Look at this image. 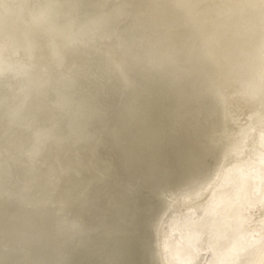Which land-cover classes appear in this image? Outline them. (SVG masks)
Listing matches in <instances>:
<instances>
[{
    "label": "rangeland",
    "instance_id": "obj_1",
    "mask_svg": "<svg viewBox=\"0 0 264 264\" xmlns=\"http://www.w3.org/2000/svg\"><path fill=\"white\" fill-rule=\"evenodd\" d=\"M208 1L209 0H29L28 1V5L26 9L30 8L31 10H34L38 8L33 11L36 14L35 18H32L33 19L32 20L31 18L28 19L24 17L25 22L24 21L23 22L25 23V25L23 23L15 27V30L12 34V36L15 37L14 41L11 44L12 47L10 48L9 51L5 52L4 57L1 59L2 62L0 61V67L3 65V62H5L6 64H10V63L12 64L11 66H9L8 70L0 73V79H1L0 85L2 86L0 87L2 89V91L0 90V97L2 96L4 97V100L2 99L3 97L0 98L2 102V104H0V107L2 109L1 108L0 109L4 112L3 114L5 115L4 116L1 113L2 111L0 110L1 111L0 112V129H1L0 130V149H1L0 171L2 167V162L5 160H7L6 162L8 163L9 167H11L10 170L11 172L6 174V176L3 173L2 175L0 174V187L4 186L5 189L7 188L6 194L4 196L0 195L1 197L0 199L3 200V201L1 200V202H3L4 204L7 203L6 202L7 199L9 205L11 203V199L14 198V195L17 194V192L24 190V188L22 187V189L17 188V191H15V187L18 185L17 183H19L20 179L21 181H23L22 183L26 181L25 169L29 165L28 162L31 161L30 158L34 157V159H32V161L34 160L33 164L36 163L38 167L37 176H35L36 177L35 179L37 181H40L41 184L43 183L44 187L45 188L47 187L46 190L48 189L47 191L50 194L46 196L44 205L48 206V208L52 210V212L54 213V214L51 213L52 216L56 217L57 219L56 218L55 219L62 226L63 225L66 226L67 224H70L72 220H74L72 221L74 222L73 226L76 225V227H73V230H71L72 228L71 229L67 228L69 231L71 230L73 232L70 231V233L66 232L65 234L67 238H70L71 236L75 239L74 241L73 238H70L72 239L69 240L71 243L68 241L66 247L67 249L65 251L66 253H68L69 251L73 252L72 253L73 255L70 256L71 258L73 257L72 259L69 258L68 256V259H70L71 261L68 264L70 263L81 264L82 262H83L82 264H148V259L150 263L155 264L156 254L154 251L155 248L154 235L157 224L160 222L161 217L163 218L164 217L163 215H165L166 211L168 212V210L170 209H181L184 204L183 203L184 201H182V199L186 200L188 192L190 191L193 192L194 190H196V181L198 180V178L200 179V177L204 176V174L207 175L208 173L207 170L209 168H211V170H216L218 163H220L222 161V158L223 157L225 158V155H227L226 152L223 150L224 148L221 147L223 146L224 141L220 142V137H219L220 135L217 134L216 130L211 128L207 123L206 110L210 103V100L215 98L216 94H222L225 91L223 90V88L226 87L225 83L222 85L215 84L214 79L216 75L213 76L212 74L216 73V68L214 69L213 66H211L212 67L211 68L210 65L211 64L214 65L213 63L219 60H225L224 56H226L227 58L226 52H229L230 54H233V56H232V61L226 64L227 69H229V71L226 69L225 73L229 74L230 77L235 76L237 74L236 73L237 70L234 69L237 67L236 64L243 63V65H245L243 66L244 68L246 66H249L246 67V69H242L244 70L243 76L247 78V80H251L253 86L255 85V87H259V86L264 87V73L262 75L257 71L259 69L258 67L259 65L257 64H259L260 61L261 64H264V54H263L264 48H262L264 47L263 46L264 36L261 35L259 38H257L258 35L254 36L253 37V39H255L254 41L253 39H251L252 36L243 34V32L239 31L240 29L239 30L237 29L239 25L242 27V25L245 26L244 24L247 23V16L244 15L243 12L241 13H243V15L246 17L245 21L243 19L244 18L243 15H242L243 17L241 16V18H239L240 16L238 17V21H237V17L233 16L231 17L229 23L227 24L228 26H226V29L225 30L222 29L221 33L220 30L217 31L218 34L216 32L212 33L211 31H203L202 28H200V26L196 22L195 17L198 14H200V12L207 13L208 11L211 10V5H209ZM215 1L217 3L219 1L218 4L223 9H228L231 6H233V4L240 6V4L242 3L239 0H215ZM239 19L240 20L242 19L243 21L242 20L240 21ZM231 22L234 24H232ZM235 23H238V25ZM31 24L33 25L31 26ZM229 26L230 28H227ZM48 27L51 28L52 31ZM232 27H234V29H232ZM42 29L44 31H42ZM186 29H188V32L189 31L192 32L187 33ZM236 29L237 31L235 34ZM238 31L240 34L238 33ZM41 32L43 34H40ZM47 33L50 35H48ZM56 33L59 37H57ZM224 34H228L227 35L228 37ZM242 35L243 37H241ZM31 36H34L35 38ZM60 36H63L62 38L65 39H62ZM64 36H67L68 38ZM224 36L227 37L228 39L225 38ZM247 36L248 38L250 37L249 38L250 41L247 39ZM30 37L34 38V40L30 39ZM213 37L220 39H218L217 41V39L215 40V38ZM229 37L230 39H232L233 37V41L230 40ZM236 37H239L238 39L240 41H237L238 39H236ZM53 38H55L58 41H56ZM212 39H214L215 42ZM244 41L247 42V46L250 44V46H248L250 48L248 49L246 48L247 50L245 48L243 49V47H247ZM237 42L238 43L242 42L241 43L242 45L244 43V46H241V44L239 45ZM251 42H253V44ZM258 42L261 44L260 45L261 47L260 46L258 47L259 44ZM229 43L232 44L230 45ZM234 44L235 45L237 44V47L241 46L242 48L241 47L238 48H241L242 50L239 49V51L241 50L239 52L238 48L234 46ZM226 45H228L230 48L232 47L235 48V49L232 48L234 50L230 49L232 53L228 50L229 47ZM251 45L255 46V48L254 47L251 48ZM59 46H61V48ZM66 46H69L71 48V51H69L70 48ZM256 46L260 49L257 50L258 52L255 51L257 49ZM50 48L52 49V51L50 50ZM220 50H222L221 53H219ZM261 50L263 53H261ZM33 51L36 53H33ZM234 51H236L237 54L233 53ZM243 51L245 53L248 51H253L254 53L248 52L246 53V55L249 53L250 54L246 56L245 53H243ZM222 53L223 55H221ZM240 53L242 56L240 55ZM259 53H261V55ZM230 54L228 55V57L229 56L231 57ZM20 55L21 57L22 55L24 57L21 58ZM244 55L248 59L245 58ZM215 56L216 57L218 56L217 57L218 59ZM222 56L224 57V59H219L220 57L223 58ZM236 58L239 60H237ZM213 60H215V62ZM255 61L257 62L255 63ZM234 62L236 63L235 65ZM229 63L231 66L228 65ZM247 63L248 65H246ZM204 64L207 65L204 66ZM39 66L41 67L42 72L40 71ZM232 69H234L235 72ZM230 70L232 71L230 72ZM254 71L257 72L256 75ZM32 72H34L35 74L37 72L38 73L35 75ZM43 72L46 74H44ZM47 72H49L48 74L50 75H48ZM251 72H253L254 75L253 73L251 74ZM12 73L14 74V76L12 75ZM15 73L19 77L15 75ZM9 74L12 76H8ZM51 75H53V77ZM57 76L60 78L58 79L59 81L55 80L58 78ZM209 76H211L213 79V80L210 79V81L214 88L209 87V82H210L208 81ZM3 78L4 80L2 81ZM253 79H255L256 81H254ZM6 81L7 82L9 81L8 82L9 84L5 83V85H3L4 82ZM258 82H259V86H256ZM114 85H116L117 87L116 86L114 87ZM219 85H221L222 88ZM31 86H33V88H31ZM74 87L76 88L74 89ZM24 88H26V93ZM13 89L16 90V92L12 91ZM60 90L62 92H60ZM64 90L65 91L68 90L67 93L63 94V92H65ZM11 92L13 96L7 95L8 93L11 94ZM27 92H29V94ZM36 92H39L41 96L39 93L36 94ZM110 92L113 93L111 94ZM74 93H77V95H74ZM81 93L83 94V96ZM17 94H19V96ZM54 94L56 95L54 96ZM66 94H68L69 96L68 95L64 96ZM78 94L80 97L78 96ZM32 95H36L40 99H38L35 96L33 97ZM60 95L61 96L63 95L64 97H60ZM71 95H74L75 97L78 96L77 99H81V100L78 101L76 98H73V96ZM24 96H26L27 98ZM23 97L24 99L26 98L27 100L25 99L24 101V99H21ZM31 97L33 98L31 99ZM67 97L70 98L68 101H67L68 99ZM35 98L37 99V102L36 101L34 102ZM62 98L63 100H61ZM16 99L21 102H17ZM88 99H90L92 103ZM42 100L45 101L43 102L45 104L40 103L42 102ZM58 100H61L62 102L61 101L59 102ZM6 101L7 102L9 101L10 103L9 102L7 103ZM28 101L29 104L27 105ZM57 101L60 105L57 104ZM75 101L80 103V105ZM13 102L15 104H18L16 105V107L17 106L18 107L17 108L15 107L14 112H13L14 110L13 107L15 106V104H12ZM51 102L54 103L52 104ZM67 102L71 106L67 105ZM19 103L22 104L24 103V106L23 107L22 105L20 106ZM76 103L77 105H75ZM81 103L85 107L86 105H88V107H92L90 109L95 112H91L90 109L87 107L86 108L88 111L85 110L86 108L82 107ZM120 103H122V105ZM34 104L35 105L39 104L41 107H39V105L36 107ZM55 104L59 107H57ZM92 104L96 107L94 108ZM7 105L10 107H8ZM4 106L8 109H6ZM60 106H62L61 109ZM67 106H69L70 108L69 107L65 108ZM63 107L65 109H63ZM110 107L112 108L110 109ZM10 108H13V110H10ZM97 108L98 109L101 108V109L99 111H96L98 110ZM5 111H7L6 113H9L10 115L7 114L8 115L7 116ZM92 113L93 115L96 116V119H94L95 116H93ZM105 113H107L106 115L108 117L105 116ZM1 114L3 116H1ZM79 114H83V116ZM99 115L100 116L103 115V116L100 117ZM115 115L117 116L115 117ZM249 115L250 114L245 112H239L238 114H235L233 116V121L230 124L232 130H238L242 125H245L248 119L250 118ZM82 117L84 120L82 119ZM87 117L88 119H86ZM89 117H91L90 119H93L95 121V122L93 121L94 124L91 122L92 120H90ZM113 117H115V120L118 117L116 120V121L119 120L118 124L116 121L114 122V119H112ZM108 118L110 119V122ZM81 119L83 120V122ZM100 120L102 123L100 122ZM86 122H88L87 127H86L87 125ZM113 122L114 125L112 124ZM83 123L85 125H83ZM99 123H101V125L104 124L102 126L103 128L101 127V125H99ZM107 123L108 125H106ZM76 124L77 127L75 129ZM95 124L96 127H98V129L95 127ZM109 124L112 125L109 126ZM92 125H94V133L93 130H90L93 129ZM116 125L119 128L116 127ZM119 125H121V127ZM112 126L113 129L115 128V130L110 129V127ZM83 128L85 129L89 128V129L84 130ZM101 128L103 129V131L105 128L110 129L112 132L106 129V131L110 132L109 133L110 135L111 133L114 132L113 138L112 137L109 138L108 132L106 133L107 137L106 134L104 136ZM117 128L119 129L118 131H116ZM120 130L123 133V135L120 132ZM81 131L83 134L81 133ZM106 131H104V133ZM62 132L64 133L68 132L65 137L63 138L61 137L62 139H64V141H59L64 145V148L59 146L56 149L57 151H53V149L49 147L51 145L47 144L46 147L44 146L45 150L44 148H42L41 150V154L43 155L37 154L38 157L34 156L32 153L31 154L33 156L28 155L29 154V151L27 152L29 146L28 141H31L32 137L38 136L37 138L39 139L54 137L55 139L57 138L56 136L60 135V133ZM88 132L93 133L97 136L98 133H100V135L98 136V139L95 138L93 140L88 141V139L86 138V136L89 135ZM115 132L117 133V135H115L116 134ZM78 133L81 136L78 135ZM84 133L86 134V136ZM212 133H214L216 137L212 135ZM102 136L105 138L103 139ZM100 137L102 139V142L99 139ZM212 137L216 139V140L214 139L215 142L212 140L213 139ZM107 138L110 139L111 143L109 142V139L108 141L106 140ZM70 139L72 143L69 141ZM114 139L116 141H114ZM81 140L83 141L80 143L79 141ZM65 142L67 145H65ZM103 143L104 144L106 143L108 145L107 146L105 144L107 149ZM213 143L214 144L218 143L217 144L218 146L213 145ZM70 145L73 146V148H71ZM212 145L215 147L217 146L216 149L215 147L213 148ZM109 147H111L112 150H110ZM219 147H221L220 152H219ZM103 149H105L106 152L107 150L109 151L110 154L107 152L109 156L106 154L105 151H102ZM110 151L111 152L114 151V153L112 152L111 155ZM43 152L46 153L44 154ZM51 152L52 154L53 153L54 154L51 155ZM211 152H216L218 156L214 153L212 154ZM45 155L47 157L48 162L45 159L46 158ZM47 155L51 157H48ZM187 155L189 156V159L187 158L184 159V157H187ZM214 155L217 160L214 159ZM40 156H42L43 158L45 157L44 158L45 161L42 162V160H44L42 157L40 161L39 158ZM53 159L54 161L51 162ZM210 160H212V162H210ZM22 162H24L23 164L26 163L27 166L26 164L23 165ZM43 163H45V165L48 163L46 165V167L48 168H46ZM206 163L208 164L206 165ZM54 164H56L58 168L56 166H53ZM22 166L23 168L25 167V169H23ZM39 166H41V168ZM191 166H194L193 171L195 176H192L190 174L192 172V168H190ZM42 167L45 169H43ZM54 168L55 171L53 170ZM42 169L45 170V172H43ZM47 169H49V171H47ZM65 169L66 170L69 169L68 171L70 172L68 173V171H66L67 174L64 173ZM58 170L61 172H57ZM39 171H41L42 174L44 173L43 178H39L40 175L42 177V174ZM16 174L17 176L19 174L21 175L18 176L19 180H17L18 178L16 177ZM47 174H51V177H49L50 175ZM46 175L48 177L47 179H44L46 178ZM61 175L63 176L62 179H61ZM68 176L69 177L72 176V177L69 178ZM57 177L60 180H58ZM63 178L65 179L66 183L63 181ZM68 179L71 180L68 181ZM74 179L76 181H74ZM45 180L46 181L49 180L47 181L49 184L45 182ZM71 181L73 182V184L75 183V185L71 186L72 185ZM78 182L81 183L79 184ZM51 183L54 184L51 186ZM77 185L79 187L80 185H82L79 190ZM59 186L61 188H59ZM67 186H68V190H67ZM73 187H75L76 189L74 190ZM52 188L55 190L57 189V191L53 190ZM114 188L116 189V191H114L115 190ZM120 188L122 189V191H120L121 190ZM27 189L28 188H26L25 190ZM59 189L60 191H58ZM9 191L11 192L13 191V193ZM65 191L66 194L70 193L69 194L70 196H68V194L67 196L69 198H72L73 200L72 199L70 200L66 197ZM54 192L57 194L54 195L55 194ZM60 192L61 193L64 192L65 195L61 194ZM73 192L74 193L77 192V193L74 194ZM113 192L114 195L115 194L117 195V196L115 195L116 197L113 195ZM7 193H11L12 196ZM120 193H123L124 197ZM60 194L63 197L59 199ZM53 195L56 197L53 198L54 197ZM184 195H186L185 198L183 197ZM73 196L75 198L77 197L79 200L74 199ZM180 196H182L183 198ZM114 197L116 198V201ZM178 197L180 199H178ZM53 199H56L55 200L56 202H54ZM62 199L64 200V203L61 202ZM66 199L70 202H67ZM175 200H177L178 202ZM59 201H60V205L58 203ZM66 202L69 203V205ZM55 203H57L58 205ZM75 205L79 208H77ZM81 205H83V207H81ZM168 205L171 208H169ZM80 207L82 208L81 211L79 210ZM2 209H0L1 210L0 227L6 225L8 227V224L13 223L12 225H9L10 227L9 230L11 229L15 231V229H17L19 226L18 223H16L15 218H13L14 220L11 219L12 221L8 219L9 218L8 212L10 211L9 209L6 210L5 208L3 210ZM255 209L256 208H253L251 212L253 217L258 216L260 212L262 213L260 209L257 208L256 211ZM118 210L120 213H118ZM15 212L17 213L18 211ZM115 214L118 215L120 218ZM62 219L64 220V222ZM122 220H124V222ZM11 226L12 227L14 226L13 227L14 229L11 228ZM77 226L79 228V231ZM117 228L120 230V232ZM81 229H83L82 232ZM75 231L77 232L75 233ZM78 232L79 235L77 234ZM80 232L83 234L80 235ZM0 234L2 235L3 232H0ZM1 235H0L1 237L0 243H3L4 241L10 239V238H6L5 234H3L2 236ZM2 237L6 239L4 240L2 239ZM99 241L105 244L100 243L101 246L97 248L96 246H99L98 243ZM86 242L89 244L87 245ZM92 242L95 244H93ZM13 243L14 242L10 243V245H13ZM82 243H84L83 246L81 245ZM91 244L94 247H92ZM10 245L8 246L9 248L7 249H5L6 247L4 246L0 247V264H4V263L17 264L18 260L20 261V259H23L21 258V256L20 257L18 256L19 254L16 251H14V249L16 248ZM85 246H87V248ZM2 248H3L2 250L3 252L1 251ZM68 248L70 249L68 250ZM95 248H97L99 251ZM31 251L34 253L33 250ZM83 251L87 254H85ZM14 252H16L17 254ZM81 252L85 255L83 256ZM89 252L92 256L88 255ZM12 253L16 255H13ZM7 254L9 257H7ZM63 256L61 258H63ZM86 256L87 258L89 257L88 258L89 260H87ZM80 257L86 259L83 260ZM9 258L13 260H9ZM108 258L111 261L108 260ZM15 259L18 260L15 261ZM5 260L10 263L5 262ZM19 261L18 264H21L20 262L22 261L20 262Z\"/></svg>",
    "mask_w": 264,
    "mask_h": 264
},
{
    "label": "bare ground",
    "instance_id": "obj_2",
    "mask_svg": "<svg viewBox=\"0 0 264 264\" xmlns=\"http://www.w3.org/2000/svg\"><path fill=\"white\" fill-rule=\"evenodd\" d=\"M28 1L29 0H0V61L2 62V58L4 57L5 55V52L9 51L10 48L12 47V42L14 41V36H12L14 30H15V27L19 26L20 24H23L25 22L24 20V17L25 18H35V12H33L34 10L38 9H34V10H31L30 8L26 9L27 8V5H28ZM241 1L242 3L240 4V6L238 5H235L233 4V6H231L230 8L228 9H223L222 7L219 6V1L218 3L215 1V0H209L208 3L209 5H211V10L208 11L207 13H203V12H200V14H198L196 17H195V20L196 22L198 23V25L200 26V28H202L203 31H211L212 33L216 32L218 34L217 31L220 30V33H221V30H225L226 29V26H228L227 24L229 23L231 17L235 16L237 17V21H238V17L241 18V16L243 15H246L247 16V23L244 24L245 26H243L242 24V27L239 25V27H237L238 23H235L237 24L236 27L239 31L243 32V34H246L248 36H252L251 39H253L254 36H257V38H259L261 35L264 36V0H239ZM49 4H52V3H49ZM31 5V4H30ZM55 9V8H53ZM45 10V9H44ZM38 11V10H37ZM46 11V10H45ZM243 12V13H241ZM46 14V12H45ZM243 15V16H244ZM242 16V17H243ZM234 17V18H235ZM50 18V17H49ZM233 18V19H234ZM244 21L246 20V17L244 16ZM33 20V19H32ZM45 20V19H43ZM240 20V19H239ZM242 20V19H241ZM240 20V21H241ZM24 21V22H23ZM28 21V20H27ZM233 21V20H232ZM243 21V20H242ZM31 22V21H30ZM236 22V21H234ZM28 23V22H27ZM33 23V22H32ZM232 23V22H231ZM34 24V23H33ZM31 24V26L33 25ZM35 24H38V23H35ZM234 24V23H232ZM25 25V23H24ZM30 25V24H29ZM42 25V24H41ZM40 25V26H41ZM23 26V25H22ZM231 26V24H230ZM227 27V28H230ZM38 27V26H37ZM42 27V26H41ZM19 28V27H18ZM35 28V27H34ZM49 28V27H48ZM51 29V28H49ZM232 29H234V27H232ZM231 29V30H232ZM237 29L235 30V34H236V31ZM19 30V29H18ZM47 30V29H46ZM45 30V31H46ZM187 30V33L189 32H192V31H189L188 32V29ZM42 31H44L42 29ZM52 31V29H51ZM228 31V30H227ZM226 31V32H227ZM238 31V33H239ZM28 32V31H27ZM47 32V31H46ZM45 32V33H46ZM225 32V31H224ZM234 32V30H233ZM19 33V32H18ZM50 33V32H49ZM186 33V34H187ZM219 33V35H220ZM223 33V31H222ZM230 33V32H229ZM40 34H43L42 32ZM48 34V33H47ZM46 34V35H47ZM51 34V33H50ZM48 34V35H50ZM59 34V33H58ZM207 34V33H206ZM240 34V33H239ZM36 35V34H35ZM57 35V33H56ZM223 35V34H222ZM221 35V36H222ZM224 35H228V34H224ZM231 35V34H229ZM16 36V35H15ZM42 36V35H41ZM40 36V37H41ZM213 36V35H212ZM240 36V35H238ZM247 36V39L250 41V37L248 38ZM31 37H34V36H31ZM30 39H33L34 38H31ZM39 37V38H40ZM49 37V36H48ZM57 37H59L57 35ZM56 37V38H57ZM61 38L63 36H60ZM66 38H68L67 36H64ZM72 37V36H71ZM218 37V36H217ZM220 37V36H219ZM225 37V36H224ZM228 37V36H227ZM225 37V38H227ZM243 37V35L241 36ZM240 37V38H241ZM28 38V37H27ZM60 38V39H61ZM212 38V37H211ZM215 38V37H213ZM239 37H236V39H238ZM37 39V38H36ZM42 39V38H41ZM55 39V38H53ZM62 39H65V38H62ZM75 39V38H74ZM73 39V40H74ZM209 39V38H208ZM217 38H215L216 40ZM220 39V38H218ZM217 39V41H218ZM228 39V38H227ZM230 39V37H229ZM234 39H235V36H234ZM19 40V39H18ZM56 40V39H55ZM214 41V39H212ZM233 41V37L232 39H230ZM255 41V39H253ZM252 40V41H253ZM262 40V39H261ZM17 41V40H16ZM15 41V43H16ZM44 41V40H43ZM46 41V40H45ZM58 41V40H56ZM61 41V40H60ZM64 41V40H63ZM68 41V40H67ZM216 41V43H217ZM226 41V40H225ZM224 41V42H225ZM235 41V40H234ZM237 41H240L239 39ZM242 41V39H241ZM247 41V40H246ZM244 41V43H246L245 45L247 46V42ZM260 41V40H258ZM20 42V41H19ZM24 42V41H23ZM27 42V41H26ZM29 42V40H28ZM27 42V43H28ZM36 42V41H35ZM62 42V41H61ZM73 42V41H72ZM215 42V41H214ZM223 42V43H224ZM229 42V40H228ZM227 42V43H228ZM262 42V41H260ZM264 42V41H263ZM31 43V42H30ZM58 43V42H57ZM60 43V42H59ZM65 43V42H64ZM208 43V42H207ZM206 43V44H207ZM220 43V42H219ZM222 43V44H223ZM238 43V42H237ZM242 42L238 43L239 45L241 44ZM244 43L243 45L241 44V46H244ZM253 44V42H251ZM255 43V42H254ZM257 43V42H256ZM259 43V42H258ZM36 44V43H35ZM70 44V43H69ZM205 44V45H206ZM230 44V43H229ZM232 44V43H231ZM230 44V45H231ZM263 44V43H262ZM26 45V44H25ZM28 45V44H27ZM31 45V44H30ZM37 45V44H36ZM56 45V44H55ZM257 45V44H256ZM261 44L259 43L258 44V47L260 46ZM14 46V45H13ZM54 46V45H53ZM62 46V44H61ZM61 46H59L61 48ZM180 46V45H179ZM209 46V45H208ZM228 46V45H226ZM234 46L237 47V44ZM241 46H238V47H241ZM250 46V44L248 45ZM243 47V49L245 48H250V47ZM264 46V44H263ZM30 47V46H29ZM51 47V45H50ZM58 47V46H57ZM64 47V45H63ZM66 47H69V46H66ZM224 47V46H223ZM229 47V46H228ZM237 47V48H238ZM255 48V46H252L251 45V48ZM257 47V46H256ZM257 47V49H253L255 51H257L259 48ZM261 47V46H260ZM56 48V47H54ZM70 48V47H69ZM207 48V47H206ZM234 48V47H232ZM229 47V51L231 52L230 49H232ZM242 48V47H241ZM241 48H238V51L239 49ZM264 48V47H262ZM261 48V49H262ZM28 49V48H27ZM32 49V48H31ZM235 49V48H234ZM232 49V50H234ZM246 49V50H247ZM35 50V49H34ZM47 50V49H46ZM49 50V49H48ZM50 50L52 51V49L50 48ZM60 50V49H59ZM73 50V49H72ZM223 50V49H222ZM219 53H221V51ZM237 50V49H236ZM242 50V49H241ZM240 50V51H241ZM251 50V49H250ZM260 50V49H259ZM263 50V49H262ZM261 50V53H263ZM25 51V49H24ZM22 51V52H24ZM30 51V49H29ZM38 51V50H37ZM45 51V49H44ZM65 51V49H64ZM71 51V48L70 50ZM239 51V52H240ZM48 52V51H47ZM46 52V53H47ZM225 52V51H224ZM248 52H251V53H254L253 51H248ZM246 52V53H248ZM258 52V51H257ZM260 52V51H259ZM33 53H36L33 51ZM227 53V54H226ZM225 54L227 55V58L226 56L225 57V60H219L217 62H215V60H213L215 63H213L214 65H210L214 67V69L216 68V73L214 74L213 73V70H212V75H216L215 76V79H214V82L215 84H226L223 88V90H225L222 94H216L215 98L211 99L210 100V103L207 107V110H206V113H207V123L208 125L213 128L214 130H216L217 134H219L220 136V142L224 141L223 142V147L224 151L226 152L227 155H225V158L223 157L222 158V161L220 163H218L217 167H216V170H211V168H209L207 170V175L204 174V176L200 177V179L198 178V180L196 181V190H194L193 192H188V195L186 197V200L182 199V201H184L183 203V207L181 209H170L168 210L169 208V205H168V212L166 211L165 215H163L164 217L162 218L161 217V220L160 222L157 224V227H156V231H155V241H154V244H155V248H154V251H155V254H156V258H155V264H264V87L262 89L261 86H259V82L256 86H259V87H255V85L253 86V83L251 82V80H247V78H245L243 76V72L244 70L242 69H246V67H249V66H246L245 68L243 66V63L241 64H236L234 62V65L236 64L237 67L234 68L236 69V75L235 76H232L230 77L229 74L225 73V70L227 69V66L226 64L230 61H232V56L233 54H230L229 52H226ZM231 55V57L228 55L229 54ZM232 53V52H231ZM233 53L237 54L236 51H234ZM243 53H245L243 51ZM245 53V55H246ZM261 53H259L261 55ZM53 54V52H52ZM224 54V55H225ZM234 54V55H235ZM250 54V53H249ZM247 54V55H249ZM256 54V53H255ZM264 54V53H263ZM25 55V54H24ZM51 55V54H50ZM219 55V54H218ZM223 55V53L221 54ZM241 55V53H240ZM244 55V56H245ZM246 55V56H247ZM259 55V56H260ZM40 56H41V53H40ZM39 56V57H40ZM43 56V55H42ZM46 56V55H45ZM68 56V55H67ZM75 56V55H74ZM77 56V55H76ZM242 56V55H241ZM240 56V57H241ZM245 56V58H247ZM255 56V55H254ZM253 56V58H254ZM21 57V55H20ZM22 57H24L22 55ZM21 57V58H22ZM50 57V56H48ZM216 57V56H215ZM218 57V56H217ZM216 57V58H217ZM223 57V56H222ZM223 58H219V59H224ZM237 57V56H236ZM252 57V56H251ZM261 57V56H260ZM41 58V57H40ZM76 58V57H74ZM214 58V59H216ZM235 58V56H234ZM242 58V57H241ZM244 58V57H243ZM43 59V58H42ZM78 59V58H76ZM218 59V58H217ZM237 59V58H236ZM248 59V58H247ZM252 59V58H251ZM258 59V58H257ZM262 59V58H260ZM40 60V59H38ZM66 60V59H65ZM235 60V59H234ZM239 60V59H237ZM243 60V59H242ZM73 61V60H72ZM248 61V60H246ZM254 61V60H253ZM258 61V60H257ZM255 61V63L257 62ZM41 62V61H40ZM243 62V61H241ZM261 62V61H260ZM259 62V69L257 70L258 73L262 74L264 73V64H261ZM232 63V62H231ZM40 64V63H38ZM245 64V63H244ZM250 64V63H249ZM12 64H6L5 62H3V65L0 67V73L6 71L9 69V66H11ZM207 64H204V66H206ZM216 65V66H215ZM229 66L230 63L228 64ZM248 65V63L246 64ZM253 65V64H252ZM37 66V65H36ZM43 66V65H42ZM226 66V68H225ZM228 66V67H229ZM254 66V65H253ZM252 66V67H253ZM40 67V66H39ZM212 68V67H211ZM210 68V69H211ZM230 68H233V67H230ZM257 68V67H256ZM38 69V68H37ZM40 71H41V67L39 68ZM234 69H232L234 71ZM250 69V68H249ZM36 70V69H35ZM229 71V69H227ZM230 70V72L232 71ZM254 70V69H253ZM17 71V70H16ZM215 71V70H214ZM227 71V72H228ZM249 71V70H248ZM256 71V69H255ZM254 71V72H255ZM42 72V71H41ZM229 72V73H230ZM235 72V71H234ZM233 72V73H234ZM246 72V71H245ZM17 73V72H16ZM15 73V75H17ZM34 73V72H32ZM38 73V72H37ZM36 73V74H37ZM44 73V72H43ZM49 72H47L48 74ZM253 72H251L252 74ZM257 72H255V75H256ZM35 74V73H34ZM35 74V75H36ZM46 74V73H44ZM247 74V73H246ZM12 75L14 76V74L12 73ZM12 75H8V76H12ZM22 75V74H21ZM31 75V73H30ZM50 75V74H48ZM47 75V76H48ZM233 75V74H231ZM249 75V74H248ZM254 75V73H253ZM7 76V78H8ZM18 76V75H17ZM23 76V75H22ZM53 77V75H51ZM50 76V77H51ZM252 76V75H251ZM19 77V76H18ZM44 77V76H43ZM58 77V76H57ZM5 78V79H7ZM30 78V77H29ZM47 78V77H46ZM49 78V77H48ZM102 78V77H101ZM263 78V77H262ZM16 79V78H14ZM21 79V77H20ZM26 79V78H25ZM36 79V78H35ZM34 79V80H35ZM60 79L59 77L55 80H58ZM103 79V78H102ZM210 79H212L211 76H209L208 78V81H210ZM251 79V78H250ZM257 79V78H256ZM261 79V77H260ZM1 80V79H0ZM4 80V78L2 79V81ZM27 80V79H26ZM33 80V78H32ZM62 80V79H61ZM78 80V79H77ZM213 80V79H212ZM254 81H256L255 79H253ZM17 81V80H16ZM39 81V80H38ZM43 81V80H42ZM59 81V80H58ZM63 81V80H62ZM79 81V80H78ZM9 82V81H8ZM7 81L4 82L3 85H5V83L9 84ZM65 82V81H64ZM81 82V81H80ZM213 82V81H212ZM33 83V81H32ZM53 83V82H52ZM67 83V82H66ZM66 83H65V86H66ZM252 83V84H251ZM2 84V83H1ZM28 84V83H27ZM31 84V83H30ZM37 84V83H36ZM55 84V83H54ZM53 84V85H54ZM109 84V83H108ZM56 85V84H55ZM72 85V84H71ZM99 85V84H98ZM118 85V84H116ZM114 85V87L116 86ZM219 85V86H221ZM44 86V85H43ZM59 86V85H58ZM64 86V85H62ZM70 86V85H69ZM68 86V87H69ZM92 86V85H91ZM97 86V85H96ZM101 86V85H100ZM111 86V85H110ZM0 87H2L0 85ZM22 87V85H21ZM20 87V89H21ZM27 87V86H26ZM42 87V86H41ZM85 87V86H83ZM117 87V86H116ZM209 87L210 88H214L211 84V81L209 82ZM16 88V87H15ZM14 88V89H15ZM18 88V86H17ZM16 88V89H17ZM29 88V86H28ZM31 88H33V86H31ZM59 88V87H58ZM61 88V87H60ZM73 88V87H72ZM76 87H74L75 89ZM91 88V87H90ZM209 88V89H210ZM220 88V87H218ZM217 88V89H218ZM222 88V86H221ZM12 90V91H15L16 90ZM23 89V88H22ZM38 89V87H37ZM46 89V88H45ZM51 89V87H50ZM54 89V88H52ZM0 90L2 91V89L0 88ZM25 90V93H26V88H24ZM32 90V89H31ZM42 90V89H41ZM47 90V89H46ZM57 90V89H56ZM59 90V89H58ZM73 90V89H72ZM72 90H71V93H72ZM144 90V89H143ZM65 91V90H64ZM68 91V90H67ZM67 91L63 92V94L67 93ZM77 91V89H76ZM102 91V90H101ZM108 91V90H107ZM221 91V90H220ZM14 92V93H15ZM19 92H22V91H19ZM30 92V91H29ZM29 92H27L29 94ZM34 92V91H32ZM49 92V91H48ZM59 92V91H58ZM60 92H62L60 90ZM59 92V93H60ZM86 92V91H85ZM116 92V91H115ZM219 92V91H217ZM10 93V92H9ZM7 94V95H12V92L11 94ZM18 93V92H17ZM39 93V92H36V94ZM53 93V92H52ZM55 93V92H54ZM69 93V92H68ZM70 93V94H71ZM104 93V92H103ZM106 93V92H105ZM111 93V92H110ZM113 93V92H112ZM111 93V94H112ZM117 93V92H116ZM2 94V93H1ZM5 94V95H6ZM32 94V93H31ZM35 94V93H34ZM40 94V93H39ZM82 94V93H81ZM19 96V94H17ZM43 95V94H42ZM49 95V94H48ZM56 94H54L55 96ZM68 94L64 95V96H67ZM74 95H77V93H74ZM74 95H71L73 96V98H76ZM94 95V94H93ZM117 95V94H116ZM132 95V93H131ZM134 95V94H133ZM33 97H37L36 95H32ZM41 96V94H40ZM44 96V95H43ZM47 96V94H46ZM63 95L60 97H64ZM69 96V95H68ZM83 96V94H82ZM81 96V97H82ZM87 96V95H86ZM106 96V95H105ZM137 96V94H136ZM144 96V95H143ZM3 97V96H2ZM0 97V98H2ZM10 97V96H9ZM22 97V96H21ZM26 97V96H24ZM21 98V99H24ZM30 97V96H29ZM31 97V99L33 98ZM49 97V96H48ZM47 97V98H48ZM51 97V96H50ZM59 97V99H60ZM80 97V96H79ZM92 97V96H91ZM90 97V98H91ZM133 97V96H132ZM8 98V97H7ZM11 98V97H10ZM16 98V97H15ZM27 98V97H26ZM25 98V99H26ZM38 99H40L39 97H37ZM55 98V97H54ZM68 98V99H67ZM67 101L70 99L69 97H67ZM84 98V97H83ZM107 98V97H106ZM4 100V97L2 98ZM19 99V98H18ZM20 99V100H21ZM24 99V101H25ZM30 99V100H31ZM36 99V98H35ZM34 99V102L36 101L37 102V99L35 100ZM43 99V98H42ZM2 100V101H3ZM8 100V99H6ZM14 100V99H13ZM17 100V99H16ZM27 100V99H26ZM44 100V99H43ZM40 102L42 104H45L43 101ZM46 100V99H45ZM54 100V99H53ZM52 100V101H53ZM63 100V98L61 99ZM61 100H58L59 102ZM78 101H80L81 99H77ZM90 101V99H88ZM106 100V99H105ZM130 100V99H129ZM128 100V101H129ZM10 101V100H9ZM8 101V102H9ZM57 101V104H59ZM73 101V100H72ZM85 101V99H84ZM83 101V102H84ZM7 102V101H6ZM7 102V103H8ZM17 102H21V101H18ZM31 102V101H30ZM38 102V103H39ZM47 102V101H46ZM56 102V101H54ZM54 102H51L52 104ZM62 102V101H61ZM77 102V101H75ZM74 102V103H75ZM82 102V103H83ZM91 102V101H90ZM105 102V101H104ZM125 102V101H124ZM132 102V101H131ZM130 102V103H131ZM10 103V102H9ZM71 103V102H70ZM73 103V104H74ZM78 103V102H77ZM77 103L75 105H77ZM81 103V106L84 107V108H92V107H88V105L83 106ZM89 103V102H88ZM92 103V102H91ZM90 103V104H91ZM100 103V102H99ZM108 103V102H107ZM118 103V101H117ZM0 104H2L1 100H0ZM5 104V103H4ZM12 104H15L14 102ZM20 106L22 105V107L24 106V103H19ZM29 104V101L27 103V105ZM37 104V103H36ZM65 104V103H64ZM63 104V105H64ZM80 105V103H78ZM84 104H87V103H84ZM89 104V105H90ZM113 104V103H112ZM122 105V103H120ZM10 105V104H9ZM16 105L18 104H15V106L13 108H10V110H13V112L15 111V107ZM26 105V106H27ZM32 105V104H31ZM35 105V104H34ZM39 105V104H38ZM38 105H35L36 107ZM47 105V104H46ZM56 105V104H55ZM60 105V104H59ZM67 105L68 102H67ZM78 105V106H79ZM93 105V104H92ZM98 105V104H97ZM106 105V104H105ZM104 105V106H105ZM118 105V104H117ZM125 105V104H124ZM3 106V105H2ZM8 106V105H7ZM19 106V107H20ZM25 106V107H26ZM44 106V105H43ZM57 106V105H56ZM65 106V105H64ZM71 106V105H69ZM69 106L65 107V108H68ZM74 106V105H73ZM94 106V105H93ZM5 107V106H4ZM10 107V106H8ZM18 107V106H17ZM16 107V108H17ZM39 107H41L39 105ZM45 107V106H44ZM53 107V105H52ZM59 107V106H57ZM62 106H60V109H61ZM77 107V106H75ZM96 106H94L95 108ZM116 107V106H115ZM119 107V106H118ZM1 108V107H0ZM6 108V107H5ZM21 108V107H20ZM63 107V109H65ZM70 108V107H69ZM73 108V107H71ZM79 108V107H78ZM87 108L85 110H87ZM93 108V109H94ZM112 107H110L111 109ZM134 108V107H133ZM142 108V107H140ZM2 109V108H1ZM0 109V110H1ZM4 109V108H3ZM8 109V108H6ZM24 109V108H23ZM29 109V108H28ZM34 109V108H33ZM48 109V107H47ZM57 109V108H56ZM75 109V108H74ZM73 109V110H74ZM81 109V108H80ZM98 109V108H97ZM101 109V108H100ZM100 109L96 110V111H99ZM127 109V108H126ZM136 109V108H135ZM134 109V111H135ZM5 110V109H4ZM19 110V109H18ZM22 110V109H20ZM37 110V109H36ZM67 110V109H66ZM72 110V109H70ZM69 110V111H70ZM76 110V109H75ZM263 110V111H262ZM2 111V110H1ZM0 111V112H1ZM26 111V110H25ZM52 111V110H51ZM54 111V110H53ZM78 111V110H77ZM88 111V110H87ZM86 111V112H87ZM91 112H95L93 110L90 109ZM89 111V112H90ZM139 111V110H138ZM7 111H5L6 113ZM10 112V111H9ZM17 112V111H16ZM75 112V111H74ZM85 112V111H84ZM90 112V113H91ZM131 112V111H130ZM239 112H245V113H248L250 114L249 115V119L247 121V123L245 125H242L238 130H232V128L230 127V124L231 122L233 121V116L235 114H238ZM2 114L4 113L3 111L1 112ZM11 113V112H10ZM56 113V112H55ZM64 113V112H63ZM78 113V112H77ZM80 113V112H79ZM83 113V111H82ZM88 113V112H87ZM89 113V114H90ZM100 113V112H99ZM128 113V112H127ZM133 113V111H132ZM130 113V114H132ZM139 113V112H138ZM137 113V114H138ZM1 114V116H3ZM9 114V113H6V115ZM15 114V113H14ZM45 114V113H44ZM71 114V113H70ZM97 114V113H96ZM104 114V113H103ZM107 113H105V116ZM110 114V113H109ZM129 114V115H130ZM10 115V114H9ZM39 115V114H38ZM58 115V114H57ZM79 115H82L83 114H79ZM86 115V113H85ZM93 115V113H92ZM98 115V114H97ZM5 116V115H4ZM8 116V115H7ZM6 116V117H7ZM12 116V115H11ZM15 116V115H14ZM62 116V115H61ZM95 116V115H93ZM100 116V115H99ZM103 116V115H101ZM100 116V117H101ZM117 115H115L116 117ZM18 117V116H17ZM22 117V115H21ZM35 117V116H34ZM58 117V116H57ZM69 117V116H68ZM80 117V116H79ZM78 117V118H79ZM85 117V116H84ZM99 117V118H100ZM108 117V116H107ZM106 117V119H107ZM115 117H113L112 119H114V122L117 120H115ZM131 117V116H130ZM61 118V117H60ZM58 118V119H60ZM67 118V117H66ZM74 118V117H73ZM81 118V117H80ZM91 117H89L90 119ZM94 118V117H92ZM98 118V117H97ZM133 118V117H132ZM135 118V117H134ZM12 119V118H11ZM22 119V118H21ZM28 119V118H26ZM70 119V118H69ZM83 119V117H82ZM81 119V120H82ZM88 119V117L86 118ZM96 119V116L95 118ZM102 119V118H101ZM109 119V118H108ZM35 120V119H34ZM33 120V121H34ZM37 120V119H36ZM56 120V119H55ZM67 120V119H66ZM77 120V119H76ZM84 120V119H83ZM82 120V122H83ZM92 120L91 122L93 123V119H90ZM89 120V121H90ZM104 120V118H103ZM88 121V120H86ZM119 121V120H118ZM118 121L117 124L119 123ZM20 122V121H19ZM29 122V121H28ZM55 122V121H54ZM62 122V121H61ZM60 122V123H61ZM95 122V121H94ZM101 122V120H100ZM109 122H110V119H109ZM114 122L112 123L114 125ZM9 123V122H8ZM7 123V124H8ZM23 123V121H22ZM74 123V122H73ZM87 125L86 127L88 126V122H86ZM102 123V122H101ZM101 123H99V125H101ZM104 123V122H103ZM106 123V121H105ZM20 124V123H19ZM48 124V123H47ZM94 124V123H93ZM112 124H109V126H111ZM45 125V124H44ZM83 125H85L83 123ZM89 125H90V122H89ZM98 125V123H97ZM104 125V124H103ZM101 125V127L103 126ZM108 125V123L106 124ZM105 125V127H106ZM128 125V124H127ZM13 126V125H12ZM49 126V125H48ZM47 126V127H48ZM66 126V125H65ZM93 126V129H90V130H93V133H94V125ZM108 126V128H109ZM121 127V125H119ZM54 127V126H53ZM59 127V126H58ZM77 127V124L75 126V129ZM81 127V126H80ZM79 127V128H80ZM95 127H96V124H95ZM115 127V126H114ZM116 127H118L116 125ZM130 127V126H129ZM27 128V127H25ZM68 128V127H67ZM71 128V127H70ZM98 129V127H96ZM103 128V127H102ZM101 128V129H102ZM119 128V127H118ZM117 128L116 131H118L119 129ZM123 128V127H122ZM235 128V127H234ZM233 128V129H234ZM5 129V127H4ZM84 130L86 129H89V128H83ZM100 129V130H101ZM107 128L104 129V131H106ZM110 129H113V126L110 127ZM110 129H107V130H110ZM212 129V130H213ZM1 130V129H0ZM11 130V129H10ZM27 130V129H26ZM38 130V129H37ZM58 130V129H57ZM81 130V129H80ZM115 130V128L113 129ZM213 130V131H214ZM31 131V130H30ZM42 131V130H41ZM47 131V130H46ZM75 131V130H74ZM83 131V130H82ZM81 131V133H82ZM98 131V130H97ZM96 131V133H97ZM103 131V129H102ZM103 131V135L105 136V134L108 132L106 131L104 133ZM111 131V130H110ZM58 132V131H57ZM71 132V131H69ZM73 132V131H72ZM112 132V131H111ZM121 132V130H120ZM9 133V132H8ZM7 133V134H8ZM50 133V132H49ZM68 133V132H67ZM67 133H60V135H57L60 136H56L57 138L54 139V137H51V138H46V139H39L37 137H32L31 141H28L29 142V146H28V149H27V152L29 151V156H36L38 157V155L41 154V150L42 148H44L45 150V147L47 144H50L51 146H49L50 148L53 149V151H57L56 149L61 146L64 148V145L59 142V141H64V139H62L63 137H65L67 135ZM89 133V132H88ZM87 133V134H88ZM93 133H89V135L86 136V138L89 140H93L95 138L98 139V136L100 135V133H98V136L93 134ZM110 132H108L109 134ZM116 133V132H115ZM122 133V132H121ZM5 134V133H4ZM56 134V133H55ZM83 134V133H82ZM113 133H111V135L109 134V138L112 137L113 138ZM73 135V133H72ZM71 135V137H72ZM77 135V134H75ZM78 135H80L78 133ZM102 135V134H101ZM117 135V133L115 134ZM123 135V133H122ZM130 135V134H129ZM212 135H214V133H212ZM32 136V135H31ZM49 136V135H48ZM55 136V135H54ZM70 136V134H69ZM81 136V135H80ZM84 136V137H85ZM215 136V135H214ZM218 136V135H217ZM7 137V136H6ZM50 137V136H49ZM62 137V138H61ZM69 137V138H71ZM74 137V135H73ZM103 137V136H102ZM106 137H107V134H106ZM120 137V135H119ZM216 137V136H215ZM67 138V137H66ZM79 138V137H78ZM81 138V137H80ZM83 138V137H82ZM105 137H103L104 139ZM107 138L106 140L108 141ZM111 138V139H112ZM118 138V136H117ZM213 138V137H212ZM211 138V139H212ZM30 139V138H29ZM74 139V138H73ZM102 142V139L101 137L99 138ZM215 138H213L212 140L214 141ZM75 140V139H74ZM113 140V139H112ZM211 140V141H212ZM216 140V139H215ZM218 140V139H217ZM71 142V139L69 140ZM83 140L79 141L80 143L82 142ZM104 141V140H103ZM114 141H116L114 139ZM212 141V142H213ZM68 142V141H67ZM76 142V141H75ZM91 142V141H90ZM109 142H110V139H109ZM211 142V143H212ZM215 142V141H214ZM219 142V143H220ZM72 143V142H71ZM107 143V142H106ZM105 143V144H106ZM111 143V142H110ZM113 143V142H112ZM118 143V142H116ZM78 144V143H77ZM76 144V145H77ZM85 144V143H84ZM104 144V143H103ZM104 144V145H105ZM218 143L214 144L213 145H217ZM248 144V145H247ZM63 145V146H62ZM65 145L66 142H65ZM107 145V144H106ZM105 145V147H106ZM111 145V144H109ZM212 145V146H213ZM26 146V145H25ZM45 146V147H44ZM108 146V145H107ZM211 146V144H210ZM218 146V145H217ZM216 146V147H217ZM48 147V148H49ZM71 148H73V146L70 145ZM113 147V145H112ZM129 147V146H128ZM215 146H213L214 148ZM215 147V149H216ZM219 147V152H220V148ZM30 148V149H29ZM110 150H112L111 147H109ZM118 148V147H117ZM32 149V150H31ZM107 149V147H106ZM1 150V149H0ZM43 150V151H44ZM60 150V148H59ZM222 150V149H221ZM48 151V150H47ZM50 151V150H49ZM102 151H105V149H103ZM218 151V150H217ZM216 151V152H217ZM19 152V151H18ZM23 152V151H22ZM25 152V151H24ZM106 152V151H105ZM107 152L109 153V151L107 150ZM106 152V154H107ZM111 152V151H110ZM114 153V151H112ZM112 152H111V155H112ZM216 152H211L212 154H216ZM21 153V152H20ZM33 155H32V154ZM44 154L46 152H43ZM116 153V152H115ZM218 153V152H217ZM22 154V153H21ZM26 154V153H25ZM38 154V155H37ZM48 154V153H47ZM54 154V153H53ZM52 152H51V155H53ZM105 154V153H104ZM110 154V153H109ZM24 155V154H23ZM43 155V154H41ZM108 155V154H107ZM110 155V156H111ZM217 155V154H216ZM223 155V154H222ZM26 156V155H25ZM48 156V155H47ZM109 156V155H108ZM210 156V155H209ZM218 156V155H217ZM220 156V154H219ZM24 157V156H23ZM42 156H40V161ZM46 157V155H45ZM44 157V158H45ZM48 157H51V156H48ZM20 158V157H19ZM18 158V159H19ZM25 158V157H24ZM27 158V157H26ZM43 158V159H44ZM189 159V156L187 155V157H184V159ZM213 158V157H212ZM219 158V157H217ZM221 158V157H220ZM31 161L28 162L29 165L27 166V168L25 169V167L22 168L25 169V178H26V181L24 183H22L23 181H19V183H17L18 185L15 187V191H17V188H21L22 187L24 188V190L19 191L20 192H17V194L14 195V198L11 199V203L8 205V201L6 199V196H5V199H6V204H4L3 202H1L2 199H0V209H9L8 211V214H9V218L8 219H13L15 218L16 220V223H18V228L14 230H9V225H12V224H8V227L7 225L6 226H1L0 227V232H3V234L6 235V238H10L9 240L7 241H4L3 243H0V247H6L5 249L9 248L8 246L10 245V243L14 242L13 245H10V246H13L15 247L16 249H14V251H16L19 255V257L21 256V258L23 259H20V262L18 259H15L18 260L21 264H68L70 261V259H68V256L69 258H71L70 256H72L73 252H68L66 253L65 251L67 250L66 247H67V244H68V241L69 240H72L70 238H73L70 236V238H67L65 236L66 232L70 233L71 230H73V227H76L73 226L74 225V220H70L71 223L70 224H65L66 226H62L60 223H58V221L56 220L57 218L56 217H53L51 213L52 210H50V208H48V206H45L44 205V201L46 199V196L47 195H50L49 192L46 190V188L44 187V184L40 183V181H37L35 178V176H37V164H36V167H35V164H33V161L32 159L33 158H30ZM29 159V160H30ZM38 159V158H37ZM47 160V157L45 158ZM42 160L43 161H45ZM49 159V158H48ZM52 159V158H51ZM50 159V160H51ZM214 159H216L215 155H214ZM5 160V159H3ZM9 160V159H8ZM20 160V159H19ZM27 160V159H26ZM39 160V159H38ZM125 160V159H124ZM197 160V159H195ZM217 160V159H216ZM221 160V159H220ZM7 160L3 161L2 162V167H1V175L2 173L5 174H8L9 172H11V167H9L8 163L6 162ZM39 161V162H40ZM54 159L51 161L53 162ZM194 161V160H193ZM26 162V161H24ZM22 162V164L24 163ZM38 162V163H39ZM48 162V160H47ZM116 162V161H115ZM210 162H212V160H210ZM55 163V162H54ZM65 163V162H64ZM193 163V162H191ZM217 163V162H216ZM21 164V165H22ZM23 164V165H25ZM44 166L46 167V164L43 163ZM42 164V165H43ZM50 164V163H49ZM136 164V163H135ZM208 163H206L207 165ZM39 165V164H38ZM52 165V164H51ZM205 165V166H206ZM12 166V164H11ZM17 166V165H16ZM53 166H56V164H54ZM52 166V167H53ZM115 166V165H113ZM117 166V165H116ZM41 168V166H39ZM51 167V166H50ZM57 167V166H56ZM193 167L194 166H191L190 168H192V172L190 173L192 176H195L194 174V171H193ZM21 168V167H20ZM43 168V167H42ZM48 168V167H46ZM58 168V167H57ZM119 168V167H118ZM45 169V168H43ZM42 169V170H43ZM13 170V168H12ZM21 170V169H19ZM40 170V169H39ZM55 171V168L53 169ZM57 170V169H56ZM69 169H65V172L68 171ZM71 170V169H70ZM17 171V170H16ZM47 171H49V169H47ZM46 171V172H47ZM52 171V170H51ZM21 172V171H20ZM41 172V171H39ZM43 172H45V170H43ZM57 172H61V171H57ZM56 172V173H57ZM70 171H68L69 173ZM16 173V172H15ZM55 173V172H54ZM91 173V172H90ZM118 173V172H117ZM122 173V172H121ZM18 174V173H17ZM16 174V177L18 178L17 180H19V177L18 176H21L20 174L17 176ZM40 174V173H39ZM42 174V172H41ZM46 174V173H45ZM52 174V173H51ZM51 174H47V175H50L49 177H51ZM67 174V173H66ZM72 174V173H71ZM82 174V173H81ZM24 175V174H23ZM43 175L44 173L42 174V177L40 175L39 178H43ZM46 175V178L44 179H47V176ZM58 175V174H57ZM63 175V174H62ZM61 175V179H62V176ZM70 175V174H69ZM74 175V174H73ZM15 176V175H13ZM55 177V176H54ZM60 177V176H59ZM69 177V176H68ZM67 177V178H68ZM72 177V176H70ZM69 177V178H70ZM121 177V176H120ZM22 178V177H21ZM58 178V177H57ZM66 178V176H65ZM122 178V177H121ZM132 178V177H131ZM9 179V178H8ZM49 179V178H48ZM16 180V181H17ZM25 180V179H24ZM51 180V179H50ZM55 180V179H54ZM58 180H60L58 178ZM57 180V182H58ZM71 180V179H70ZM68 179V181H70ZM44 181V180H43ZM49 181V180H47ZM45 180V182H47ZM63 181L65 182V179L63 178ZM67 181V180H66ZM74 181H76L74 179ZM78 181V180H77ZM18 182V181H17ZM44 182V183H45ZM60 182V181H59ZM63 182V183H64ZM72 182V181H71ZM3 183V182H2ZM16 183V182H15ZM48 183V182H47ZM56 183V182H55ZM66 183V182H65ZM64 183V184H65ZM79 183V182H78ZM81 183V182H80ZM79 183V184H80ZM46 184V183H45ZM49 184V183H48ZM54 184V183H53ZM51 183V186L53 185ZM57 184V183H56ZM62 184V183H61ZM60 184V185H61ZM69 184V183H68ZM67 184V185H68ZM77 184V183H76ZM12 185V184H11ZM59 185V184H58ZM57 185V187H58ZM75 185V183L73 184L72 182V185L73 186ZM138 185V184H137ZM49 186V187H51ZM55 186V185H54ZM78 186V185H77ZM82 185H80L81 187ZM87 186V185H86ZM8 187V186H7ZM30 189V190H25L26 188ZM66 187V186H65ZM70 187V186H69ZM80 187L78 186V190L80 189ZM125 187V186H123ZM9 188V187H8ZM54 188V187H53ZM52 188V189H53ZM59 188H61L59 186ZM63 188V186H62ZM72 188V187H71ZM69 188V189H71ZM92 188V187H91ZM116 188V187H115ZM114 188V189H115ZM7 189V188H6ZM6 189L4 186H1L0 187V195L4 196L6 194ZM66 189V188H65ZM73 189L75 190L76 188L73 187ZM121 189V188H120ZM131 189V188H130ZM133 189V188H132ZM135 189V188H134ZM11 190H12V187H11ZM51 190V189H50ZM55 190V189H53ZM67 190H68V186H67ZM57 191V189L55 190ZM60 191V189L58 190ZM62 191V189H61ZM77 191V190H76ZM113 191V190H112ZM116 191V189L114 190ZM122 191V189L120 190ZM119 191V192H120ZM8 192V190H7ZM11 192V191H9ZM68 192V191H67ZM71 192V191H70ZM96 192V191H95ZM118 192V194H119ZM13 193V191L11 192ZM11 193H7V194H10L12 196ZM55 193V192H54ZM61 193V192H60ZM74 193V192H73ZM77 193V192H75ZM74 193V194H75ZM97 193V192H96ZM117 193V192H116ZM199 193V194H198ZM39 194V195H38ZM57 193H55L54 195H56ZM61 194H64L61 193ZM61 194L59 195V199L63 196H61ZM65 194H66V191H65ZM64 194V195H65ZM68 194V193H67ZM66 194V197L68 199H72V198H69L68 196H70L68 194L67 196ZM122 194L123 196V193H120ZM125 194V193H124ZM185 194V193H183ZM190 194V195H189ZM53 195V196H54ZM73 195V194H72ZM78 195V194H77ZM113 195H114V192H113ZM116 195V194H115ZM114 195V196H115ZM126 195V194H125ZM184 195L183 197L185 198ZM8 196V195H7ZM117 196V195H116ZM115 196V197H116ZM56 196H54L53 198H55ZM65 197V198H66ZM114 197L115 201H116V198ZM124 197V196H123ZM182 197V196H180ZM182 197V198H183ZM1 198V197H0ZM4 198V197H3ZM10 198V196H9ZM74 199H78L77 197L75 198L73 196ZM58 199V198H57ZM58 199V200H59ZM64 199V198H63ZM62 199V200H63ZM123 199V198H122ZM178 199H180L178 197ZM177 199V200H178ZM9 200V199H8ZM54 202H56L55 200L56 199H53ZM61 202L64 203V200ZM67 200V199H66ZM73 200V199H72ZM79 200V199H78ZM175 200V201H177ZM3 201V200H2ZM111 201V200H110ZM67 202H70L67 200ZM66 202V203H67ZM75 202V201H74ZM80 202V201H79ZM78 202V203H79ZM178 202V201H177ZM59 205H60V201L58 202ZM65 203V204H66ZM73 203V202H71ZM122 203V202H120ZM57 204V203H55ZM69 205V203H67ZM80 204V203H79ZM174 204V203H173ZM172 204V205H173ZM179 204V203H178ZM58 205V204H57ZM78 205V204H77ZM84 205V204H83ZM83 205H81V207H83ZM102 205V204H101ZM122 205V204H121ZM140 205V204H139ZM6 206V207H5ZM76 206V205H75ZM77 207V206H76ZM80 207V211L82 210V208ZM79 208V207H77ZM123 208V207H122ZM253 208H258L262 211V213L260 212V214L258 216H254L252 215V209ZM2 209V210H3ZM54 209V208H53ZM114 209V208H113ZM255 209V211H256ZM78 210V209H77ZM1 211V210H0ZM15 211H18L17 213ZM5 212V211H4ZM107 212V211H106ZM114 212V211H113ZM7 213V211H6ZM118 213L119 210H118ZM163 213V214H164ZM3 214V213H2ZM17 214V215H16ZM54 214V213H53ZM106 214V213H105ZM254 214V213H253ZM7 215V214H6ZM5 215V216H6ZM57 215V214H56ZM62 215V214H61ZM60 215V216H61ZM114 215V214H113ZM116 215V214H115ZM121 215V214H120ZM1 216V215H0ZM112 216V215H111ZM118 216V215H116ZM8 217V216H7ZM63 217V216H62ZM65 217V216H64ZM88 217V216H87ZM90 217V216H89ZM96 217V216H95ZM119 217V216H118ZM117 217V218H118ZM141 217V216H140ZM5 218V217H3ZM56 218V219H55ZM61 218V217H60ZM92 218V217H91ZM116 218V219H117ZM120 218V217H119ZM64 219V218H63ZM62 219V220H63ZM88 219V218H87ZM2 220V219H1ZM6 220V219H5ZM14 220V219H13ZM59 220V218H58ZM136 220V219H135ZM140 220V219H139ZM4 221V220H3ZM8 221V220H7ZM12 221V220H11ZM77 221V220H76ZM115 221V219H114ZM117 221V220H116ZM124 222V220H122ZM5 222V221H4ZM61 222V221H60ZM64 222V220H63ZM66 222V221H65ZM6 223V222H5ZM15 223V224H16ZM62 223V222H61ZM103 223V222H102ZM139 223V222H138ZM1 224V223H0ZM77 224V223H76ZM114 224V223H112ZM78 225V224H77ZM109 225V224H108ZM117 225V223H116ZM15 226V225H14ZM13 226V227H14ZM17 226V225H16ZM113 226V225H112ZM7 227V228H5ZM11 226V228H13ZM88 227V226H87ZM100 227V226H99ZM71 229L70 231L68 229ZM78 228V226H77ZM75 228V229H77ZM82 228V227H81ZM114 228V227H113ZM124 228V227H122ZM121 228V229H122ZM142 228V227H140ZM139 228V230H140ZM14 229V228H13ZM86 229V228H85ZM111 229V228H110ZM118 229V228H117ZM104 230V229H103ZM119 230V229H118ZM124 230V229H123ZM78 231H79V228H78ZM83 231V229H81V232ZM125 231V230H124ZM73 232V231H71ZM77 231H75L76 233ZM80 232V235H82L83 233ZM106 232V230H105ZM114 232V231H113ZM120 232V230H119ZM94 233V232H93ZM2 234V235H3ZM79 235V232L77 233ZM90 234V233H89ZM110 234V233H108ZM125 234V233H124ZM1 235V234H0ZM1 235V236H2ZM71 235V234H69ZM118 235V234H117ZM75 237V235H74ZM1 238V237H0ZM5 238V239H6ZM93 238V237H92ZM102 238V237H101ZM2 239H4V237H2ZM4 239V240H5ZM74 239V238H73ZM123 240V239H122ZM1 241V240H0ZM75 241V239H74ZM70 242V241H69ZM73 242V241H72ZM104 242V241H103ZM121 242V241H120ZM71 243V242H70ZM74 243V242H73ZM85 243V242H84ZM82 243L81 245L83 246ZM87 243V242H86ZM93 243V242H92ZM99 243V246H96L97 248L100 247V243L101 244H105V243H102L101 241L98 242ZM89 243H87L88 245ZM95 244V243H93ZM107 244V243H106ZM73 245V244H72ZM97 245V243H96ZM128 245V244H127ZM69 246V245H68ZM92 246V244H91ZM108 246V245H107ZM70 247H71V244H70ZM76 247V246H75ZM79 247V246H78ZM87 248V246H85ZM94 247V246H92ZM11 248V247H10ZM81 248V247H80ZM95 248V249H97ZM106 248V247H105ZM13 249V248H12ZM11 249V250H12ZM70 248H68L69 250ZM3 250V248L1 249V251ZM9 250V249H8ZM7 250V251H8ZM33 250L34 253L31 251ZM84 250V248H83ZM88 250V249H87ZM90 250V249H89ZM94 250V249H93ZM98 250V249H97ZM104 250V249H103ZM31 251V252H30ZM78 251V249H77ZM81 251V250H80ZM86 251V249H85ZM99 251V250H98ZM3 252V251H2ZM14 252V253H16ZM84 252V251H83ZM11 253V252H9ZM16 253V254H17ZM76 253V252H75ZM82 253V252H81ZM85 253V252H84ZM13 254V253H12ZM16 254H13V255H16ZM87 254V253H85ZM85 254L82 253V255L84 256ZM93 254V253H92ZM64 255V256H63ZM88 255H91L90 252ZM63 256V258H61ZM92 256V255H91ZM111 256V254H110ZM3 257V256H1ZM7 257L8 254H7ZM76 257V256H75ZM78 257V256H77ZM100 257V256H99ZM5 258V257H4ZM17 258V257H16ZM73 258V257H72ZM71 258V259H72ZM81 258V257H80ZM87 258V256H86ZM85 258V259H86ZM89 258V257H88ZM87 258V260H89ZM2 259V258H1ZM83 259V258H81ZM83 259V260H85ZM8 260V259H6ZM5 260V262H7ZM9 260H13V259H10ZM75 260V259H74ZM108 260H110L108 258ZM115 260V259H114ZM3 261V260H1ZM18 261H17V264H18ZM95 261V260H94ZM111 261V260H110ZM100 262V261H99ZM104 262V261H103ZM7 263H10V262H7ZM12 263V262H11ZM83 263V262H82ZM81 263V264H82ZM86 263V262H85ZM109 263V262H108ZM5 264V263H4ZM13 264V263H12ZM72 264V263H70ZM148 264H152L149 262V259H148Z\"/></svg>",
    "mask_w": 264,
    "mask_h": 264
}]
</instances>
